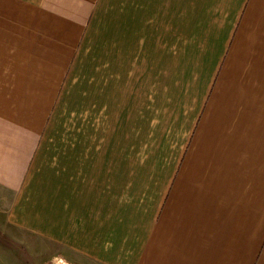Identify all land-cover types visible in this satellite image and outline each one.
Wrapping results in <instances>:
<instances>
[{"label": "crops", "instance_id": "1", "mask_svg": "<svg viewBox=\"0 0 264 264\" xmlns=\"http://www.w3.org/2000/svg\"><path fill=\"white\" fill-rule=\"evenodd\" d=\"M0 194V264H264V0H0Z\"/></svg>", "mask_w": 264, "mask_h": 264}, {"label": "rangeland", "instance_id": "2", "mask_svg": "<svg viewBox=\"0 0 264 264\" xmlns=\"http://www.w3.org/2000/svg\"><path fill=\"white\" fill-rule=\"evenodd\" d=\"M6 206V195L0 194V261H8V258L11 257L14 260L18 258L27 263V261L32 259V253L34 252L35 255L36 250L39 252L40 249L38 248L35 250V248H32V243L28 242L27 238L23 237L22 232L19 234L17 231L11 232L6 230V227L9 226L6 220L7 213L4 214V208ZM10 227L12 226L10 225Z\"/></svg>", "mask_w": 264, "mask_h": 264}, {"label": "built area", "instance_id": "3", "mask_svg": "<svg viewBox=\"0 0 264 264\" xmlns=\"http://www.w3.org/2000/svg\"><path fill=\"white\" fill-rule=\"evenodd\" d=\"M54 263L55 264H68V263H66L65 261H63L62 259H59V258L54 259Z\"/></svg>", "mask_w": 264, "mask_h": 264}]
</instances>
